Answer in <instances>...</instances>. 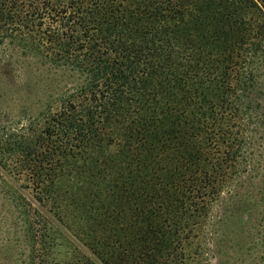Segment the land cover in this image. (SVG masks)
Returning <instances> with one entry per match:
<instances>
[{
  "label": "trees",
  "instance_id": "1",
  "mask_svg": "<svg viewBox=\"0 0 264 264\" xmlns=\"http://www.w3.org/2000/svg\"><path fill=\"white\" fill-rule=\"evenodd\" d=\"M12 41L84 75L22 146L41 208L100 264L200 255L264 146V0H0Z\"/></svg>",
  "mask_w": 264,
  "mask_h": 264
},
{
  "label": "rangeland",
  "instance_id": "2",
  "mask_svg": "<svg viewBox=\"0 0 264 264\" xmlns=\"http://www.w3.org/2000/svg\"><path fill=\"white\" fill-rule=\"evenodd\" d=\"M8 43L0 50V264H100L41 208L28 169L32 161L22 156L59 96L84 75L27 45ZM256 72L264 103V65ZM252 164L236 192L213 204L210 241L187 264H264V146L255 145Z\"/></svg>",
  "mask_w": 264,
  "mask_h": 264
}]
</instances>
